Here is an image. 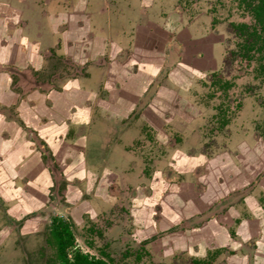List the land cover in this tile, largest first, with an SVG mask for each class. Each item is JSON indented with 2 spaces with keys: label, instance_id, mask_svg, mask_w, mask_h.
I'll return each instance as SVG.
<instances>
[{
  "label": "crops",
  "instance_id": "1",
  "mask_svg": "<svg viewBox=\"0 0 264 264\" xmlns=\"http://www.w3.org/2000/svg\"><path fill=\"white\" fill-rule=\"evenodd\" d=\"M32 1L0 0V215L11 218L33 211L50 213L54 208L75 214L78 201H74L76 196L69 198L70 192H89L94 178L115 171L111 163L129 156L114 142L99 157L100 167L87 165L88 146L105 140L102 130L125 128L123 119L133 104L127 102L129 97L141 99L152 83L156 89L151 96L162 88L176 94L187 91L177 74L166 75L167 69L172 70L169 64L180 60V43L173 40L165 50L159 48L157 29L151 30L169 21L162 20L160 13L172 17L171 0H47L48 5L54 1L56 8L42 6L38 12ZM53 48L58 53L52 64ZM54 64L58 69L51 67ZM46 66L49 73L44 71ZM55 81L59 85L53 88ZM125 82L130 84L124 86ZM72 129H76L73 134ZM82 145L88 156L81 165L83 173L73 167ZM176 169L165 170L163 175L171 179L178 175ZM197 171L195 185L190 186L193 196L206 189L199 181L203 169ZM62 172L69 182L63 191L68 205L48 202L52 178L62 177ZM80 176L88 184L86 189L78 183ZM171 186L177 188L172 189L170 199L176 205L158 202L161 194L171 190L157 185L143 186L145 195L137 200L149 204L144 209L153 233L174 228L167 242L162 239L157 255L178 262L179 256L205 258L212 252L214 264H246L251 248L245 243L244 254L226 252L228 260L221 261V246L234 242L230 229L221 226V204L210 209L214 199L203 204L187 201L184 194L180 196L182 188ZM10 229L3 225L1 238Z\"/></svg>",
  "mask_w": 264,
  "mask_h": 264
},
{
  "label": "flooded vegetation",
  "instance_id": "2",
  "mask_svg": "<svg viewBox=\"0 0 264 264\" xmlns=\"http://www.w3.org/2000/svg\"><path fill=\"white\" fill-rule=\"evenodd\" d=\"M176 1L177 0H175V2ZM244 1L253 14L256 24L252 28L248 27L246 23L234 24V28L238 30L239 35L244 38L241 44L242 52L250 56V51L256 50L260 53V58L264 62V44L254 35V33H262L254 11L259 0ZM173 5L174 1L171 5L172 9H174L172 17L166 16L164 14L165 12H162V14L160 13L162 20L169 18V21L159 28L154 25L155 29L153 28L151 30L156 31L157 29L155 36L161 43V47L159 48L163 47L164 49L167 44L173 40H178L180 43V60L177 65L174 64L172 66L171 71L170 68L167 69L166 75L170 78V72H174V75L177 74V76L184 81L187 91H183L182 89L180 92L181 94H176L174 90H165L162 88L158 90L154 96H151L156 89L155 87L151 88V86L154 85V83H152L144 90L142 98L145 95V99L143 98V100H141L142 98L129 97L127 102L132 101V109L123 119V123H126L125 128L128 126V128L137 129L145 126L153 130L154 145L160 147V152L157 153L156 158L154 157V162L155 167L157 163L160 167L157 165L158 167L156 170L155 168L153 169V172L150 173L151 180H149L150 182L152 181L153 185L162 187L164 190L166 188L171 190H168L170 193L166 192L165 194H161L158 202L162 201V205H169V203L176 205L174 202H171L170 199H172L171 196L173 195L172 189L177 188L174 186L170 187V185H176L178 189L182 188L184 193H180V196L184 194L188 199L187 201H195L196 203L203 204L206 203L209 198L214 199L213 202H210V209L216 208L219 203L221 204V226L230 229V238L234 241L230 242L229 245L221 246V261L228 260L226 252H241V254H244L242 252L244 251L243 243H245L248 244L251 249L249 253H246L247 257L244 259V263L246 260V264H264V139L256 138L254 139V144L251 143L253 141L252 139H241L238 141L240 145L235 153L227 152L221 154V148L213 146H218L217 135L219 134L221 136V121L216 123L218 124L217 127L211 126L204 118V108L197 98L201 96L203 91V87L200 85L202 79L206 78L207 80V78L211 76V74H208L209 71L213 72L220 68L221 62H223L221 57V44L222 42L224 44L226 40L224 36H221V32L217 30L211 32L208 30V27L206 28L204 26L212 23H210L209 17L205 18L206 15L203 11L193 15L189 14L190 16L188 17V15H185V12H182ZM147 26L152 27L150 23L147 24ZM247 28L249 29L247 30ZM259 47H261V49H259ZM261 69L264 70V65ZM223 79L221 78V86H223V88L229 87L231 83L227 80L222 81ZM129 84V82H125L124 86H128ZM132 84L137 83L133 82ZM183 92H185V94ZM204 96L208 98L207 95ZM157 108L161 111H158ZM164 110L168 111V113L164 112ZM212 132L213 137H210ZM171 134L174 135V138ZM99 145L100 143L92 146L98 149ZM84 148L85 145H82L81 148L78 149V153L80 152V154H82L81 159H78L77 153L78 161L76 160L73 166L76 170L79 167V169H81L79 172L81 171V173H83L82 170H84L81 165H85L84 162L87 160L86 158H88V156H85L86 149ZM128 155H130V153ZM92 157H95V154H92L91 150L90 158ZM112 158L113 157H111V159ZM53 159L54 165L59 168V165L55 161L56 158L53 157ZM43 160L45 163V158H43ZM163 163L165 164L164 167H162ZM175 168H177L176 171L178 175L173 178L168 179L163 175L165 170L170 169L173 171ZM201 169H203V172L199 176V181L206 186V189L205 191L198 190L197 192L199 193L193 196L195 194L192 193V190L190 191V186L194 187L195 185L196 178L194 176V171L198 170L197 172L200 173ZM111 173L113 172L104 173L100 176V184L97 185V188H94V191H92L93 194H90L92 186L87 193L82 191L81 193H77V191L74 190L70 192L69 198L73 199L74 196H76L74 201H78V204L76 203L77 211H75L77 213L78 210L79 213H87L88 216L94 220L93 223H97L94 226L96 228L94 229L96 233H101L104 229L114 231L116 227H121L123 229V225H128L126 230H130L129 232L133 231L130 234L128 233L129 238L131 237L139 243L147 242L152 238V243L155 242L154 252L159 254V249L164 243L162 239L164 238L163 240L167 242V236L173 233L172 230L174 228H167L161 232L158 230L156 233H153V229H151L152 233L148 236L146 235L143 237L141 235V232L144 230V225H148V227L152 228V225L149 223V219L151 218L148 213L142 216L143 220H140L138 217V214H143L145 209L149 208L148 203L146 206L142 201H137L145 195L142 186H140L139 189L137 188L138 194L132 196L134 197L133 200H135L133 202L134 205L131 206L132 210L129 203L128 206H126L130 209V219L109 217L108 208H105L107 206L103 207L101 205L106 204L109 207L111 200L114 198L110 194L112 191L110 187L114 182V176H110ZM63 174L64 172H62V177L55 175V177L52 178L53 183L51 187L58 185V191L56 196L54 194L51 196L50 187L48 197L49 201H54L58 196V200L61 202L59 204L64 203L68 205L70 203L67 202L68 196L63 191L67 188L69 182ZM78 179L80 185L85 183L84 176H80ZM73 185L76 186L77 184L73 182ZM104 186H106V188ZM62 187L63 189H60ZM96 192L98 194H96ZM202 193H205V195ZM71 204H73V202ZM181 204L184 205L183 200ZM211 212L212 210H209V213H207L210 214ZM0 213L2 214V212ZM60 213L61 214L50 215L53 214L50 212L46 213L44 217L42 213L38 215L36 211H33L31 214L21 218H11L0 215V229L3 225L11 227L6 236L2 238L0 236V264H6L8 261L7 258L11 257L13 254V251L9 250L8 246H14L17 251V248H22L25 242L24 239L27 235L33 234V232L37 233L38 230H44L46 228V245L40 248L39 258L41 259L38 260L36 264H51L50 262L56 259V249L51 243V240L54 227L57 224L59 226L67 224L73 235L74 246L72 249H67L70 258H72L74 251L79 250L85 254H89L91 257L111 264L109 261L111 257L108 253L103 252L102 257L93 256L90 252L82 250L81 246L77 244V237L73 229L74 224H80V220L75 218L77 217V213L75 217H73L71 213L67 212L69 216L72 217L73 221L65 216L63 210L60 211ZM207 213L205 214L206 216L208 215ZM83 214L81 216H83ZM99 216L107 217L104 221L106 226L97 222ZM39 224L44 225L41 226ZM107 230L105 234H107ZM48 248L54 250V257L49 255ZM147 253H149V250ZM210 253L212 254V252H209V256L205 258L192 257L188 259L190 260L189 263H186L187 261L185 263L214 264L213 259L210 257ZM23 257L25 261L29 263V256L26 255V257ZM176 263L177 262L173 261L172 258L165 256L161 258V261L155 264Z\"/></svg>",
  "mask_w": 264,
  "mask_h": 264
},
{
  "label": "rangeland",
  "instance_id": "3",
  "mask_svg": "<svg viewBox=\"0 0 264 264\" xmlns=\"http://www.w3.org/2000/svg\"><path fill=\"white\" fill-rule=\"evenodd\" d=\"M173 1V6L185 12V15H188V17L190 16L189 14L193 15L203 11L206 15L205 18L209 17V21L212 23L204 26L206 28L208 27V30L211 32H215L216 30L221 32V36H224L226 40L224 44L223 42L221 44V57L223 62H221L218 70L208 72L211 76L207 80L206 78L202 79L200 85L203 87V91L201 96L197 98L204 108V118L211 126L217 127L218 124L216 123L221 121V136L219 134L217 135L218 146H213L221 148V154L227 152L235 153L240 145L238 141L241 139H252V144H254V139L256 138L264 139V70L261 69L264 62L260 58V53L256 50H251L249 53L250 56L242 52L241 44L244 38L234 28V24L246 23L250 28L255 26L256 21L247 4L244 0H177L176 2L175 0H171V3ZM32 2H34L33 9L36 12L42 6L45 9L48 6L52 10L56 8L54 1H50L49 5L47 4V0H33ZM51 51L54 52L51 61H55L58 50L53 48ZM54 61L51 63L53 64ZM175 63L172 64L174 65ZM172 64H169V66L172 67ZM51 67L58 69V64H54ZM48 68L50 67L46 66L45 73H49ZM42 77L50 78V76L45 75ZM221 78H224L222 81L227 80L230 82V86L223 88L221 86ZM57 82H51L53 88L59 85ZM204 95H207L208 98ZM75 130H71L72 134ZM108 130H103L105 140H103V143H100L98 149L92 145L91 147L88 146V154L92 150V154H95V157L90 159L89 156L87 165L92 168L96 165L100 167L101 163L99 161L102 155L106 150L111 149V145L114 142L116 143L114 147L120 144L126 152L130 153L124 160H118L111 164L116 169L110 175L114 176V182L110 187L112 190L110 194L114 198L111 200L109 207L106 204L101 205L103 207L107 206L105 208H108L109 217L130 219V209L126 206H128V203L130 208L134 205V197L132 196L138 194L137 188L139 189L140 186L149 188L150 185H153L152 181L150 182V173L153 172L154 168L156 170L157 165H159L157 163L155 167L154 160L157 157V153L160 152V147L154 145L153 130L145 126L137 129L128 128L127 126V128L123 129L111 128ZM210 137H213V132L210 134ZM164 165L163 163L162 167ZM91 184L92 189L97 188V185L100 184V177L94 178ZM82 186L86 189L88 186L87 182ZM104 187L106 188V186ZM88 188L87 190L89 191L90 189ZM60 189H63V187ZM57 191L58 185L51 187V196L53 194L56 196ZM56 200H58V196ZM70 206L73 207L74 205L70 204ZM53 211L55 212L51 211L53 214L50 215L61 214L60 211L62 210L59 211V209L54 208ZM146 213L147 211H144L143 214H138L140 220H143L142 216H145ZM75 214L73 215L75 216ZM42 215L45 217L46 212H42ZM65 216L73 221L69 214L65 213ZM75 218L80 220L79 225L74 224L73 226L77 237V244L81 246L82 250L90 252L91 255L102 257L103 252H106L111 257L109 260L111 264H155L161 261L160 256L154 252L155 242L152 243V238L147 242L141 243L131 237L129 238L128 233L130 234L133 231L129 232L130 230H126L128 225H123V229L116 227L117 229L115 228L114 231L104 229L101 233H96L94 226L97 223H93L94 220L87 213H84L83 216L77 213V217ZM106 219V216H99L97 222L106 226L104 222ZM44 224L39 225L42 226ZM143 229L141 232L143 237L152 233V228L148 227V225H144ZM42 230L40 229L37 233L33 232V234L27 235L22 248H17V251L14 246H8V249L12 250L13 254L7 258L8 261L6 264H36L41 259L39 258L40 248L46 245L45 233L47 232V228ZM106 230L107 234H105ZM148 250L149 253H147ZM48 253L54 257L55 252L52 248H48ZM26 255L29 256V263L23 257H26ZM177 259L178 262L176 264H186L190 261L184 256H179ZM184 260L187 262L185 263Z\"/></svg>",
  "mask_w": 264,
  "mask_h": 264
},
{
  "label": "trees",
  "instance_id": "4",
  "mask_svg": "<svg viewBox=\"0 0 264 264\" xmlns=\"http://www.w3.org/2000/svg\"><path fill=\"white\" fill-rule=\"evenodd\" d=\"M254 11L255 17L260 25V30L262 31V33H254V35L264 44V0H259ZM51 243L56 249V259L50 262L51 264H108L103 260L91 257L89 254H85L79 250L74 251L72 258H70L67 249L73 248L74 239L67 224L62 226L57 224L54 227Z\"/></svg>",
  "mask_w": 264,
  "mask_h": 264
}]
</instances>
